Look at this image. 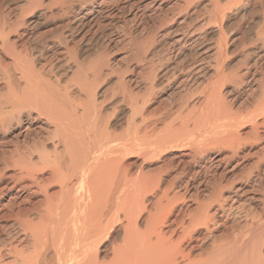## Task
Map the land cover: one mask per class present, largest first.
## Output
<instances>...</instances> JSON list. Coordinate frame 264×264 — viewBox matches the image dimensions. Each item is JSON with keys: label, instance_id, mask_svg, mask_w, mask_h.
Returning a JSON list of instances; mask_svg holds the SVG:
<instances>
[{"label": "bare ground", "instance_id": "1", "mask_svg": "<svg viewBox=\"0 0 264 264\" xmlns=\"http://www.w3.org/2000/svg\"><path fill=\"white\" fill-rule=\"evenodd\" d=\"M200 1L0 0V264H264L262 2Z\"/></svg>", "mask_w": 264, "mask_h": 264}, {"label": "rangeland", "instance_id": "2", "mask_svg": "<svg viewBox=\"0 0 264 264\" xmlns=\"http://www.w3.org/2000/svg\"><path fill=\"white\" fill-rule=\"evenodd\" d=\"M193 1L194 2H192V6L196 9V11H198L199 14H201V15L206 14L207 10L205 9L206 5L203 6L204 2L200 1V3H199L198 0H193ZM229 1L230 0H225L224 2L228 3ZM196 2H197V4H196ZM261 2L262 3H260L259 5L257 4L253 8H250V11L246 14L247 17L245 16L246 18H242L243 21L241 20V17L239 16V13L241 12L240 8H235L234 6L233 7L230 6L231 8L229 11V15H230L229 16V18H230L229 19V25H230V23H232V25L230 27L231 31H230V29H228V31L232 32V33H229L230 35L228 36V38L229 39L231 38V40L228 39L227 48L229 49V52H231V53L228 55V57L226 59V66H227L226 71L232 75L237 74L240 70L245 68L247 66V64L251 65L253 62L252 58L247 59L248 55H246V54H247V52H249L251 50L250 46H252L251 44H252L253 40L255 39V37L259 36V34L262 32L261 27L263 26V23L261 22L262 21L261 17L264 14V0H261ZM235 14H238V15H235ZM237 16L239 17V19L236 18ZM234 17L236 18L237 21L238 20L241 21V23L237 22L236 20L233 21ZM232 29H233V31H232ZM47 32H49V30L45 31L46 35H47ZM125 32H126V29L117 27L116 30L113 32V34L117 33L116 35H121V34L123 35ZM214 40H215V38L212 37L211 41H214ZM90 42H91L90 45H93L95 43V42H93V40H91ZM87 44H89V42ZM122 47H123V45L121 43H116L115 48L113 49V52H115V54H119L121 52ZM115 49H117V50H115ZM256 69L259 73L264 74V56L256 64ZM226 88L230 89V87L225 86L222 88V90L223 89L227 90ZM168 93H170V94H168ZM172 95H175V94H172L169 91V92L165 93V95L163 96L164 98H166V99L163 98V100H162V103H164L163 105H167V106L169 105L168 106L169 108H167V112L168 111L172 112L173 109L171 111L169 109H171L172 106L175 107L176 106L175 104H177V102H178V96L175 95V97H174ZM169 96H172V97L168 98ZM253 96L254 95L249 94L247 92H241V94L238 96V98L236 100L238 103H240L241 101L250 102L251 98H253ZM171 98H173V99H171ZM169 99H171V100H169ZM166 100H168V101L166 102ZM168 102H172L171 108H170V104ZM249 166H246L247 169L245 168L246 169L245 173H247L251 169ZM263 185H264V182H263Z\"/></svg>", "mask_w": 264, "mask_h": 264}]
</instances>
